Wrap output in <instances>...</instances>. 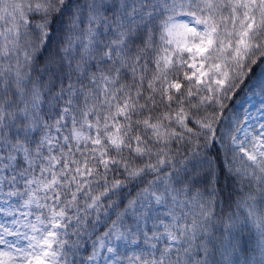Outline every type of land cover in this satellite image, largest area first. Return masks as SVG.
<instances>
[{
	"label": "snow or ice",
	"instance_id": "snow-or-ice-1",
	"mask_svg": "<svg viewBox=\"0 0 264 264\" xmlns=\"http://www.w3.org/2000/svg\"><path fill=\"white\" fill-rule=\"evenodd\" d=\"M257 68L264 0H0V264H264Z\"/></svg>",
	"mask_w": 264,
	"mask_h": 264
},
{
	"label": "trees",
	"instance_id": "trees-1",
	"mask_svg": "<svg viewBox=\"0 0 264 264\" xmlns=\"http://www.w3.org/2000/svg\"><path fill=\"white\" fill-rule=\"evenodd\" d=\"M261 72H264V69H262V68L255 69V74H260Z\"/></svg>",
	"mask_w": 264,
	"mask_h": 264
}]
</instances>
